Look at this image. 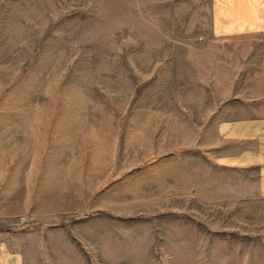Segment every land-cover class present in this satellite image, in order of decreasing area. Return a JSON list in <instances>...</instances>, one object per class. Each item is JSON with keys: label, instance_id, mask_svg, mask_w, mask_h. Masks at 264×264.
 Returning <instances> with one entry per match:
<instances>
[{"label": "rangeland", "instance_id": "1", "mask_svg": "<svg viewBox=\"0 0 264 264\" xmlns=\"http://www.w3.org/2000/svg\"><path fill=\"white\" fill-rule=\"evenodd\" d=\"M211 1L0 0V241L25 264H264V200L216 164L264 38H215Z\"/></svg>", "mask_w": 264, "mask_h": 264}, {"label": "crops", "instance_id": "2", "mask_svg": "<svg viewBox=\"0 0 264 264\" xmlns=\"http://www.w3.org/2000/svg\"><path fill=\"white\" fill-rule=\"evenodd\" d=\"M215 38H264V0H212ZM258 40V41H256ZM242 48L236 86L235 118L220 123L222 142L216 164L234 172L237 200H264V44ZM241 67V68H240ZM241 71V72H240ZM225 145V147H224ZM0 264H25L20 251L0 241Z\"/></svg>", "mask_w": 264, "mask_h": 264}]
</instances>
